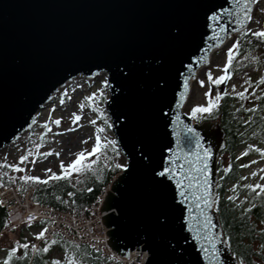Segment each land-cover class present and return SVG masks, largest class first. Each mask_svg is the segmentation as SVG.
Segmentation results:
<instances>
[{"label": "water", "instance_id": "water-1", "mask_svg": "<svg viewBox=\"0 0 264 264\" xmlns=\"http://www.w3.org/2000/svg\"><path fill=\"white\" fill-rule=\"evenodd\" d=\"M255 2L247 6L251 15ZM244 10L242 0L239 6L235 0H0V151L33 128L37 113L69 81L106 72L111 130L130 165L103 206L111 247L124 256L148 251L146 264H240L215 209L225 130L218 121L195 123L183 110L192 81L214 50L247 28ZM213 11L216 21L208 19ZM165 21L179 25L178 40ZM161 78L166 85L157 84ZM184 125L195 128L212 153L207 165L212 207L195 200L198 187L187 189V175L203 176L188 174L177 150L197 151L184 142ZM169 155L184 165L187 200L177 194L175 179L153 174L174 166ZM202 209L215 227L204 229ZM211 236L219 260L212 258Z\"/></svg>", "mask_w": 264, "mask_h": 264}, {"label": "trees", "instance_id": "trees-1", "mask_svg": "<svg viewBox=\"0 0 264 264\" xmlns=\"http://www.w3.org/2000/svg\"><path fill=\"white\" fill-rule=\"evenodd\" d=\"M236 41H239L236 57L257 50L264 52V40L254 37L251 33H241ZM260 93L257 99L248 104L241 102L244 99L240 96L227 94L222 98L219 108L212 115L199 114L198 118L194 119L198 123L219 121L225 130L226 146L219 159L220 178L215 209L219 214L227 244L239 261H243L244 264H264V194L257 195L258 190L254 192L244 187L246 184L241 175L244 168L235 158L242 146L248 148L246 157L252 153L261 154L255 150L258 147H253L252 144H264V88L260 90ZM250 108H255V111H247ZM246 120L248 123H245ZM109 125L108 122L107 128H110ZM103 155L108 160H105ZM226 156H230L231 159L227 165H224ZM116 157H122L116 145H106L96 156H93L96 161L92 165L94 171L73 173L68 180H50L47 184L26 182L20 178L10 179L6 173L2 172L0 173V184H15L20 186L22 191L31 187L34 189L35 200L40 204L80 214L88 211L99 200L113 178L122 171V169L116 168L118 163L113 161ZM2 165L4 170H8L5 163ZM230 184L235 185L237 190L233 195L236 199L231 201L227 199L229 197L228 185ZM68 193H74V195L69 196ZM237 197H240L239 200ZM253 205L254 207H252ZM248 208H251L250 212L245 211ZM6 225V209L0 205V231ZM18 242L20 244L28 243L29 248H18L10 264H51L52 260L56 259L64 264L65 258L59 259L52 255L51 252L55 246L60 247L65 255L74 253L83 264H108L101 260L99 253L88 246L76 248L66 241L57 240L54 245L49 242V251L44 253L34 251L31 247L32 243L23 233H21ZM15 246L16 243L11 247ZM11 247L4 249L6 254L0 258V264H4ZM1 249H3L2 245H0Z\"/></svg>", "mask_w": 264, "mask_h": 264}, {"label": "rangeland", "instance_id": "rangeland-1", "mask_svg": "<svg viewBox=\"0 0 264 264\" xmlns=\"http://www.w3.org/2000/svg\"><path fill=\"white\" fill-rule=\"evenodd\" d=\"M251 17L249 26L244 32L251 33V31L264 30V0L256 1ZM239 36L240 34L231 37L228 42L219 47L213 53L209 64L199 71L191 86V92L184 108L187 114L191 115L190 109L196 104L206 105L207 98L204 93L209 89H212L213 94L226 92L235 95V92L243 91L245 96L242 97L244 100L241 102L247 104L257 99V96L261 94L260 90L264 88V83L260 82V78L264 76V52L259 50L234 57L233 62L237 66L238 73L234 74L233 79L223 91L221 90V84L213 85L206 79L208 71L212 72L214 79L223 74L222 69L226 62L227 49L236 42ZM238 48L234 50L235 53ZM201 79L205 80L203 87L199 85ZM104 81H106L105 75H100L92 80L79 77L60 88L53 101L39 112L34 129L24 133L17 143L0 152V166L5 163L6 165L16 164L23 168L24 171L20 172L7 166L10 168L8 172L14 174L17 178L22 175H35L41 178L46 176L45 169L47 168L59 174L61 160L68 164L75 158V153L81 150L89 152L92 150L97 130L101 128L103 129L99 133L101 143L111 146V144H107V141H115V138L112 130L107 128L109 118L106 111V100L109 96ZM101 92L103 93L102 96ZM93 93L96 94L94 103L86 100V97L91 96ZM73 114L81 116V119L76 123H72ZM57 118L61 120L59 125L54 123ZM91 121H95V123H91ZM82 141H86V143H82ZM30 142H33V146L30 145ZM252 144L253 147L264 149V144ZM247 149L246 146H242L235 156L240 166L246 165L241 173L243 182L245 184H264V155L252 153L246 157L242 153H245ZM49 151H51V155H38V153ZM57 152L60 153L59 156L55 154ZM24 154H27L28 159L21 162L20 157ZM96 155L97 153L93 156ZM93 156L87 157L86 162L94 160ZM103 158L108 160L105 155H103ZM230 159V156H226L224 165H227ZM113 161L118 164H127L124 156L116 157ZM252 173H256V175H252ZM228 190L229 196H233L237 192L233 184L228 185ZM239 198L237 197L238 200ZM24 236L29 237L27 232H24ZM51 253L55 258H65V254L58 246L53 247ZM5 254V252H0V258H3Z\"/></svg>", "mask_w": 264, "mask_h": 264}, {"label": "snow or ice", "instance_id": "snow-or-ice-1", "mask_svg": "<svg viewBox=\"0 0 264 264\" xmlns=\"http://www.w3.org/2000/svg\"><path fill=\"white\" fill-rule=\"evenodd\" d=\"M242 2L245 6V10L243 11V16L245 17V19H248V20L252 19L250 11L248 10L247 6L250 2H254V0H242ZM235 3L237 4V6H239L241 3V0H235ZM222 10H224V9H222ZM218 18L219 17L215 11H213L211 13V16L208 17V19L213 20V21H216ZM240 23H243V21H240ZM164 25L168 29L169 32L174 33L173 39L178 40L180 38L181 29L177 23H171L169 21H165ZM249 31H251V30H249ZM251 34L254 37H257L261 40H264V30L251 31ZM238 47H239V41H236L227 49L226 62L223 65V69H222L223 74L222 75H220L214 79L211 71H208L206 73V79L211 84L220 85L225 80L230 78V75H231L230 69H231V66L233 64L234 57L236 55L234 50L237 49ZM156 63L159 64L160 61L156 60ZM162 81L166 85V81L164 80V78L159 79L157 84L159 85V83ZM260 82L264 83V76H262L260 78ZM104 83L107 84V81H104ZM204 84H205V80L201 79L199 81V85L201 87H203ZM184 86H185V88L189 87L187 81H185ZM233 87L235 88V86H233ZM234 94L237 96H240V97L245 96V93L243 91L235 92ZM95 95L96 94L93 93L91 96L86 97V100L94 103ZM102 95H103V93L101 92V96ZM226 95H227L226 92H224V93L217 92V93L213 94L212 89H209L208 91H206L204 93V96L207 98L206 105L205 104H196L195 106H193L190 109L191 116L193 117V119H197L199 114L212 115L214 113V111L219 108L222 98ZM81 107H83V105H81ZM97 110L99 111V109H97ZM247 111H249V112L255 111V108L247 109ZM201 118H203V117H201ZM80 119H81L80 115L73 114L72 123H76ZM118 119H119V117H118ZM179 120H180V117L177 116L176 121L179 122ZM60 122H61V120L59 118H57L54 121V123L57 125H59ZM91 123H95V121H91ZM245 123H248V121L246 120ZM109 127H111V125H109ZM102 131H103L102 128L97 130V135L95 138V144L92 147V150L90 152L87 150H81V151L75 153V158L72 159L68 164H65V162L63 160H61L60 164H59L61 171L59 174H57L56 172H53L52 169L47 168V169H45V171L50 173V175L46 179L42 180L39 176H35V175H22L20 177V179L24 180L26 182L32 181V182H36V183H40V184H47L50 180H68L69 177L73 173H84V172L94 171V169L92 168V165L94 163H96V161L95 160H92L91 162H86V161H87V157L93 156L94 154L99 153L100 150L106 146L105 144L101 143V136L99 135V133ZM184 131L186 133H188V135L185 136V138H184V142L189 146L195 145V148L197 149V151L196 152L185 151L183 148H179V147L177 150L182 152L183 156L186 158V162L189 165V167L187 169V173L190 174L194 171L196 173L202 174V176H203V179L200 180V179L195 178L191 175H187V179L189 180V183L187 184V189L190 190L193 187H198L200 189L201 194L196 195V193H193L195 200L203 203L205 207H212L213 204L209 200L211 193L209 191L210 181L208 179V166H207L208 165V157H210L212 155V153L208 148L203 147V145L200 142L199 134L196 132L195 128H193L191 125H184ZM174 134L179 137L178 132H176ZM82 143H86V141H82ZM115 143H116V141H114V140L107 141V144L114 145ZM177 143L179 144V140L177 141ZM37 147H39V145H37ZM201 150H202V154H201ZM255 150L258 152H261V154L264 155V149L256 148ZM167 151L169 153H172V149L170 147L167 149ZM51 154H52L51 151H49L47 153H38V155H42V156H48ZM55 154L57 156L60 155L59 152H57ZM29 155H31V153H29ZM242 155H247V153H242ZM144 158L147 159V157H144ZM27 159H28V156L22 155L20 157L21 162H23ZM168 160L174 164L173 167H162L160 171L154 170L153 174H154V176H157L160 178H164L166 176H171V178L175 179L176 180V188L180 189V191L177 194L180 197H183L185 200H187L188 197L186 195V189L184 187L186 173L184 171H182V169H184V165L179 164L177 162V159L173 155H169ZM32 163H34V161H32ZM7 166L16 170V171H20V172L24 171L23 168L19 167L16 164H10ZM241 167H246V165H241ZM116 168L129 169L130 165H128V164H117ZM252 175H256V173H252ZM193 181H194V183H193ZM158 182L162 183V184L165 183L164 180H160ZM244 187H246L250 190H253L254 192L256 190H258V192H256L257 195L264 194V184H261V183L246 184V185H244ZM88 191H91V189H88ZM177 194H174L173 199H175V195H177ZM68 195L72 196V195H74V193H68ZM227 199L231 201V200H235L236 197L235 196H229V197H227ZM197 207H199V204H197ZM252 207H254V205ZM245 211L250 212L251 208L245 209ZM201 213L204 215V225H203L204 229H207L209 227H215V225L211 224L210 218L207 216V214H204L203 209L201 210ZM186 219H187V217H186ZM28 220H29V222H31L32 217L29 216ZM13 227H15V225H13ZM47 231H48L47 228H43L41 231H39L36 234L37 238L38 239L44 238ZM207 239H208V242L212 245V258L214 260H219V252L215 247V237L211 236V237H207ZM56 243H57V241L54 239L50 241V244H52V245H54ZM50 244L45 243V245L42 248H37V246L35 244H32L31 247L34 251L47 253L49 251ZM21 247L24 249H27V248H29V244L28 243L20 244L17 241L16 246L11 247L9 249L8 254H7V259H5L4 264H10L13 255L17 252V249L21 248ZM75 247L79 248V245H75ZM202 250L204 251L205 255L207 256L209 250L207 248H203ZM51 264H61V261L58 259L52 260ZM65 264H83V262L78 260L74 253H71V254L65 255ZM240 264H244V262L241 261Z\"/></svg>", "mask_w": 264, "mask_h": 264}, {"label": "built area", "instance_id": "built-area-1", "mask_svg": "<svg viewBox=\"0 0 264 264\" xmlns=\"http://www.w3.org/2000/svg\"><path fill=\"white\" fill-rule=\"evenodd\" d=\"M0 202L8 208L10 228L6 232L10 234V237L14 235L10 231L13 225L18 227L23 222H29L28 218L31 216V221L42 219L51 221L45 234L46 238L51 239L55 233L60 232L73 243L91 242L97 247L107 244L108 237L102 224L101 205L95 206L96 214L94 216L75 217L53 207H42L33 202L29 194L23 197L12 187L0 188ZM109 253L112 251L109 250L107 254ZM146 258V252H137L129 259L118 257L119 261L112 264H143Z\"/></svg>", "mask_w": 264, "mask_h": 264}, {"label": "flooded vegetation", "instance_id": "flooded-vegetation-1", "mask_svg": "<svg viewBox=\"0 0 264 264\" xmlns=\"http://www.w3.org/2000/svg\"><path fill=\"white\" fill-rule=\"evenodd\" d=\"M234 64V63H233ZM235 65V64H234ZM231 66V68L233 69V71H234V74H237V66L235 65V66Z\"/></svg>", "mask_w": 264, "mask_h": 264}]
</instances>
